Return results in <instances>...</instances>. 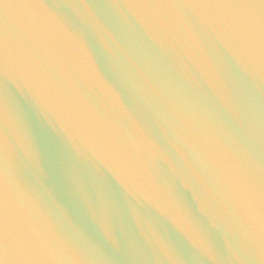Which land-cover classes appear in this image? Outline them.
Masks as SVG:
<instances>
[{
  "label": "water",
  "instance_id": "obj_1",
  "mask_svg": "<svg viewBox=\"0 0 264 264\" xmlns=\"http://www.w3.org/2000/svg\"><path fill=\"white\" fill-rule=\"evenodd\" d=\"M0 264H264V0H0Z\"/></svg>",
  "mask_w": 264,
  "mask_h": 264
}]
</instances>
